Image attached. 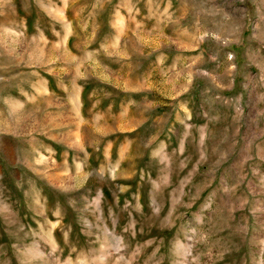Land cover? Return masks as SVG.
<instances>
[{
  "label": "rangeland",
  "instance_id": "rangeland-1",
  "mask_svg": "<svg viewBox=\"0 0 264 264\" xmlns=\"http://www.w3.org/2000/svg\"><path fill=\"white\" fill-rule=\"evenodd\" d=\"M0 264H264V0H0Z\"/></svg>",
  "mask_w": 264,
  "mask_h": 264
}]
</instances>
